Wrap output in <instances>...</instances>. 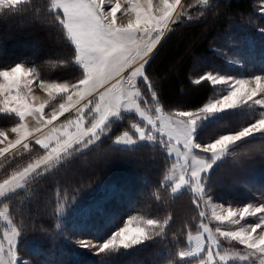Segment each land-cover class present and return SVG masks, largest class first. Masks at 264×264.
Here are the masks:
<instances>
[{
  "label": "trees",
  "instance_id": "trees-1",
  "mask_svg": "<svg viewBox=\"0 0 264 264\" xmlns=\"http://www.w3.org/2000/svg\"><path fill=\"white\" fill-rule=\"evenodd\" d=\"M52 1L0 6V71L24 65L41 81L83 79L63 14L52 8ZM183 1L180 18L145 67L149 88L140 80L142 102L155 101L165 112L197 110L218 93L204 77L207 73L264 72V0ZM133 114L121 112L107 122L104 132L109 134L95 144L63 154L2 197L0 211L6 208L18 232V251L26 264H196L197 257L182 258L180 253L189 246L188 235L200 229L201 207L189 190L174 194L164 182L172 164L166 149L157 142L130 147L113 143L129 130ZM257 117L240 106L198 124L194 138L208 143L240 131ZM18 122L15 114L0 109V128ZM44 153L31 144L27 151L4 155L0 182ZM202 179L203 194L223 204H264V134L228 146ZM148 220L157 223L148 225ZM130 222L143 225L146 236L130 246L116 240L104 248ZM3 230L0 217V238ZM222 242L229 249H244L236 240ZM219 264L262 263L254 255Z\"/></svg>",
  "mask_w": 264,
  "mask_h": 264
},
{
  "label": "rangeland",
  "instance_id": "rangeland-1",
  "mask_svg": "<svg viewBox=\"0 0 264 264\" xmlns=\"http://www.w3.org/2000/svg\"><path fill=\"white\" fill-rule=\"evenodd\" d=\"M206 1L211 5L210 0ZM15 2L17 0L10 2L0 0V6ZM69 2L71 0H53L52 8L60 10L63 14L62 24L76 48V63L84 70L83 79L77 83L41 81L36 78L31 68L22 65L32 72H20L16 81L19 86L12 87L10 81L6 83L7 78L3 74L5 72L11 74L21 65L0 71V109L13 113L19 118V122L13 126L0 128V133L4 134L0 135V150H2L0 159L21 148L27 151L31 148V144H37L45 150L44 155L0 182L2 185L0 201L3 196L22 187L25 181L41 167L55 162L67 152L87 148L95 144L103 134H109V130L107 133L104 132V127L110 119L118 117L121 112H134L132 117L135 120L131 121L129 117H125L129 119L127 122L129 130L115 136L113 143L126 147L143 141L162 145L172 159L164 182L171 185V192L174 194L184 189L189 190L201 207L203 221L200 229L188 235L189 246L181 251L180 256L197 257L196 264H219L232 260L246 261L250 256L257 255L262 263L264 253L249 248L237 237L238 232L243 230L247 233L257 224L261 227L252 233L253 237L256 238L257 243L260 237H264V212H255L256 208H264V204H223L203 194L202 178L223 157L226 150H209L208 145L215 143L221 137L235 135L246 128H251L264 119V90L258 92L252 100L246 97L237 100L232 107L218 108L211 112L203 109L209 104L223 101L224 97L230 95L238 86L236 84L238 80H248L250 87H255V78L259 76L264 87V72L207 73L204 77L212 74L224 78L225 82L208 79L216 86L218 93L197 110L165 112L161 106L155 104V101L142 102L140 80L149 88L144 77L145 67L171 31L172 24L180 18V13L185 8L184 1L81 0L96 5L94 9L96 17L107 32L103 40L85 39L81 35L65 7ZM210 5H207V9ZM17 93L22 97V101L18 99L17 104L22 102L26 108L23 112L17 110L10 101L5 104L9 97H15ZM113 95L117 97L116 102L106 103V99ZM256 100H260L261 103L258 104ZM240 106L257 113L259 117L240 131L222 134L208 143H199L195 140L198 124L206 125L214 117L223 112L236 110ZM189 113L194 115L190 116ZM176 121H182L190 148L186 146L184 138H178L171 131L176 126ZM14 129L20 130L14 131ZM256 133L264 134V130L253 131L249 135ZM17 140H20L19 144L16 143ZM25 169L28 171L25 172ZM244 208H249L255 214L241 215ZM230 211L235 212L236 215L229 216ZM0 217L4 224L0 238V264H26V259L19 254L18 232L8 218L6 208L0 211ZM125 227L144 226L139 222H131ZM223 240H236L244 245V249L240 251L229 249L223 245ZM117 242L119 243V238Z\"/></svg>",
  "mask_w": 264,
  "mask_h": 264
},
{
  "label": "snow or ice",
  "instance_id": "snow-or-ice-1",
  "mask_svg": "<svg viewBox=\"0 0 264 264\" xmlns=\"http://www.w3.org/2000/svg\"><path fill=\"white\" fill-rule=\"evenodd\" d=\"M65 7L68 10V14L72 20V23L77 27L81 35L85 39H100L103 40L104 37L107 35L106 29L102 24H100L98 18L96 17V13L94 9L96 8L95 4L87 3V2H81V0H71L68 4L65 5ZM25 73H31V69H25L24 66H17L11 74L5 72L3 75L7 78V82H11L12 87H18L17 84L18 80V74L20 72ZM206 79L216 81L217 79L220 82H225L224 78H218L216 76H213L212 74H208ZM256 86L250 87V82L248 80H238L236 81V84L238 85L234 91L230 93V95L224 97L223 101H217L216 103H212L207 105L203 111L211 112L215 111L218 108H227L232 107L236 104L237 100L247 98L248 100H252L256 94L262 90H264V87L261 85V77L257 76L256 78ZM20 99L22 101V97L19 96V93L16 94L15 97H9L8 101H5V104L7 105L9 101L15 105L16 109L23 112L26 110L24 104L21 102L17 104V100ZM117 97L115 95L109 96L106 99V103H114L116 102ZM258 104L261 103L260 100H256ZM190 116H193V113H189ZM104 117L102 116L101 119ZM192 123H195V119L192 121ZM176 126L171 129V131L178 137V138H184L186 141V146L190 148V142L187 141V137L184 133V125L182 121H176ZM20 129H14V131H19ZM258 130H264V119L260 120L258 124L252 125L251 128H247L245 131H242L240 133V136H224L218 139L215 143L208 145L209 150H220L223 151L227 148V146L237 140H239L241 137L247 136L253 131ZM0 135H4L3 133H0ZM26 135V133H24ZM17 144L20 143V140L16 141ZM197 147H200L197 145ZM2 151V150H0ZM28 169H25V172H27ZM22 175V174H21ZM255 212H264V208H256ZM243 214L248 215H254V212H251L249 208H244ZM236 213L233 211L229 212V216H235ZM157 221L155 220H148V225H154ZM131 224V222H130ZM261 225L257 224L255 227H252L249 229L247 233L238 232V239L244 244H247L249 248L252 249H258L261 253H264V237L259 238V242L257 243L256 238L253 237L252 233L256 231L257 228H260ZM146 236V229L144 227H125L121 228L119 232L116 233L115 236L111 240H109L105 245L104 248H108L109 246H114L117 238H119V243L124 246H129L130 244H136L141 241L142 238ZM264 262V261H262Z\"/></svg>",
  "mask_w": 264,
  "mask_h": 264
},
{
  "label": "clouds",
  "instance_id": "clouds-1",
  "mask_svg": "<svg viewBox=\"0 0 264 264\" xmlns=\"http://www.w3.org/2000/svg\"><path fill=\"white\" fill-rule=\"evenodd\" d=\"M9 2H10V0H9ZM247 129V128H246ZM246 129H244L243 131H245ZM242 132V131H241ZM241 132H239V133H237V134H235V135H227V136H237V137H239L240 136V133ZM220 139V138H219ZM38 143H39V141H38ZM0 188H2V185H0ZM238 238V237H237ZM131 245V244H130ZM129 245V246H130ZM209 258H211V254H209ZM262 264H264V262H262Z\"/></svg>",
  "mask_w": 264,
  "mask_h": 264
}]
</instances>
